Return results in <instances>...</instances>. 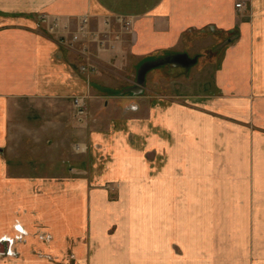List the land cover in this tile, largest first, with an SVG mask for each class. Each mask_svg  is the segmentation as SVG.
<instances>
[{"label":"crops","instance_id":"1","mask_svg":"<svg viewBox=\"0 0 264 264\" xmlns=\"http://www.w3.org/2000/svg\"><path fill=\"white\" fill-rule=\"evenodd\" d=\"M41 13L89 15L93 28L105 17H129L133 30L94 56L100 69L89 80L78 52L43 33ZM214 30L238 36L216 61L182 74L175 57L217 44L210 34L190 47L185 35ZM145 59L162 63L146 74L162 92L147 82L140 94L128 91ZM87 93L91 118L79 121L73 98ZM77 144L86 151L75 152ZM166 178L197 179L190 194H221L219 208L239 211L238 224H262L264 0H0V237L12 211L25 207L49 229L53 221L65 226L55 234L61 255L73 241L78 259L160 264L149 259L154 243L131 229L137 219L144 224L149 198L160 203ZM118 241L130 245L120 251Z\"/></svg>","mask_w":264,"mask_h":264},{"label":"rangeland","instance_id":"2","mask_svg":"<svg viewBox=\"0 0 264 264\" xmlns=\"http://www.w3.org/2000/svg\"><path fill=\"white\" fill-rule=\"evenodd\" d=\"M59 18L66 20L62 17ZM105 18L109 19V17ZM100 22L102 23L101 20H97L96 27ZM112 22L115 23L114 21ZM43 31V33L51 36L45 30V27ZM210 34L217 38V44L209 48L203 45V49L197 51L198 55H200L196 65L197 69L217 60L224 46L222 48L218 47L224 42V39L215 30L204 35L201 32L192 33L188 35L189 37H186L189 46L192 47L195 40L203 39ZM214 48L217 50L216 52L213 50L209 51V49ZM114 49L101 51L96 56V59L100 58L99 54L102 52L114 51ZM94 65L96 67L95 70L90 72L87 70L82 71L81 67H79L80 71L86 74L89 80H92L100 69L98 62L94 63ZM111 65H113L114 70L123 72L124 65L116 63L115 59H113ZM174 65L177 67V64ZM162 68L153 69L152 71L155 72L153 75L160 76V71H164L167 67ZM182 71V74H185V70ZM170 74L168 75L172 78H177V72ZM150 76L151 73L146 77L147 88L162 92L164 88L160 84L152 83ZM187 76H189V73ZM75 147L73 149L77 153L86 151L82 149L77 151ZM10 155L13 156L12 154ZM164 181L166 192L161 195L160 203H156L151 197L146 203L147 207L141 208V203L139 204V202L136 204L139 207L138 211L140 208L143 211L144 224L140 225L141 221L137 219V225L135 224L131 229L133 234H142L144 238L150 239L154 243L150 247L152 250L151 254H149L151 256L149 257L150 261L159 258L160 264H264V211H261L263 220L260 226L240 225L238 221L243 220H238V217L241 216L239 211H228L219 208L220 205L222 207L221 194H190V189L200 187L199 185L191 186L194 184L193 182L198 181L197 179L166 178ZM201 181L200 179L199 182ZM181 190L183 193H181ZM205 196L206 201L209 202L207 203L208 206L215 208H202L206 204L204 205L200 198ZM22 198H27V195L23 194ZM211 198H215L216 201H211ZM18 200L20 202V196ZM161 202L164 203L163 206H161ZM21 205L23 206V204ZM231 212L232 215L229 216ZM12 213V216L7 219V232L0 237V264H109L110 259H114L109 258V256L78 259L71 252L73 241L67 242L69 243L68 248L66 247L64 250L66 252L61 255L57 251V249L61 248L60 245H54L55 234L60 233L62 229H66L65 226L60 225V222L55 224L56 222L53 221L51 229H49L44 224L42 217L38 216L39 211H32L31 218L29 217V209H25V207L18 208L15 214L14 211ZM59 213L61 214V212ZM62 213L65 215V212ZM47 228L48 230H46ZM128 239L129 237H127ZM137 243L133 242L132 245H137ZM101 245L107 248L104 242H101ZM129 245V242L118 241L115 248L121 251V249L123 250ZM99 246L96 244L95 248H101ZM95 248L92 247L93 250H96ZM128 260L127 262H129ZM136 260L139 261L137 258ZM115 261L126 264V258H116Z\"/></svg>","mask_w":264,"mask_h":264},{"label":"built area","instance_id":"3","mask_svg":"<svg viewBox=\"0 0 264 264\" xmlns=\"http://www.w3.org/2000/svg\"><path fill=\"white\" fill-rule=\"evenodd\" d=\"M237 8H242L243 3L238 2ZM110 19V20H109ZM102 20L96 28L91 26V17L85 15L78 17L75 21L72 19H60L59 17H50L47 14L39 16V22L45 27L60 46L73 49L84 59L80 65L82 71H93L94 56L104 50L115 48L122 42L124 33L132 32L133 20L129 17H109ZM115 23H113L112 21ZM90 93L77 95L73 98L74 116L79 121H88L91 118L89 102ZM76 150H84L78 144Z\"/></svg>","mask_w":264,"mask_h":264},{"label":"water","instance_id":"4","mask_svg":"<svg viewBox=\"0 0 264 264\" xmlns=\"http://www.w3.org/2000/svg\"><path fill=\"white\" fill-rule=\"evenodd\" d=\"M235 36L229 37L227 40H225L222 44L219 45L218 48H222L223 46L227 45L228 43H231L235 40ZM175 62L179 63L180 65L184 66L185 68V74L187 75L189 73L190 68L198 62V58H190L187 54L178 55L174 59ZM161 65L162 63L153 62L148 66L145 67H139L138 75H137V83L130 87L128 91H130L133 94H140L144 91V86L146 84V74L147 72L157 67L158 65Z\"/></svg>","mask_w":264,"mask_h":264},{"label":"trees","instance_id":"5","mask_svg":"<svg viewBox=\"0 0 264 264\" xmlns=\"http://www.w3.org/2000/svg\"><path fill=\"white\" fill-rule=\"evenodd\" d=\"M202 33V35H204V34H206V32H201ZM191 35L192 34V32H189V33H187L186 35H185V37H187L188 35ZM218 34H220L221 35V37H223V41H225L226 39H228L229 37H233V36H235L236 38H237V36H238V31L237 30H233V31H228L227 33H218ZM225 35H226V37H225ZM235 38V39H236ZM233 42V41H232ZM229 44V43H228ZM211 50H213V51H217V50H215V48L214 49H209V51H211ZM164 54H171V56L170 57H173V52L172 51H166ZM167 56V55H166ZM167 57H169V56H167ZM167 57H165V58H167ZM197 57H198V59H199V57H200V55H197ZM159 59H161V58H159ZM163 59V58H162ZM151 60H153V59H145L144 60V62H142L141 63V65H140V67H145V66H148L149 64H150V62H151ZM164 60V59H163ZM111 91V90H110ZM112 92H115V91H112Z\"/></svg>","mask_w":264,"mask_h":264}]
</instances>
